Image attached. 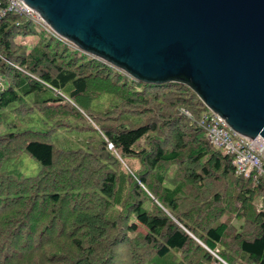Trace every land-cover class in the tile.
I'll return each instance as SVG.
<instances>
[{
  "label": "trees",
  "instance_id": "obj_1",
  "mask_svg": "<svg viewBox=\"0 0 264 264\" xmlns=\"http://www.w3.org/2000/svg\"><path fill=\"white\" fill-rule=\"evenodd\" d=\"M7 8L0 264H264V176L209 142L190 88L136 81ZM21 155L33 175L5 166Z\"/></svg>",
  "mask_w": 264,
  "mask_h": 264
},
{
  "label": "water",
  "instance_id": "obj_2",
  "mask_svg": "<svg viewBox=\"0 0 264 264\" xmlns=\"http://www.w3.org/2000/svg\"><path fill=\"white\" fill-rule=\"evenodd\" d=\"M58 37L147 84L180 83L264 137V0H20Z\"/></svg>",
  "mask_w": 264,
  "mask_h": 264
},
{
  "label": "built area",
  "instance_id": "obj_3",
  "mask_svg": "<svg viewBox=\"0 0 264 264\" xmlns=\"http://www.w3.org/2000/svg\"><path fill=\"white\" fill-rule=\"evenodd\" d=\"M7 1V10L24 14L36 23L48 27L34 11L20 0ZM200 124L206 130L209 142L219 148L223 154L232 156L237 174L254 180L259 176H264V137L256 136L252 140L244 138L232 131L223 118L210 110L203 113ZM223 264L226 263L223 262Z\"/></svg>",
  "mask_w": 264,
  "mask_h": 264
},
{
  "label": "rangeland",
  "instance_id": "obj_4",
  "mask_svg": "<svg viewBox=\"0 0 264 264\" xmlns=\"http://www.w3.org/2000/svg\"><path fill=\"white\" fill-rule=\"evenodd\" d=\"M34 40H35V37L34 36H27V37H24V38L19 37L17 39L18 42H23V43H26L28 45H32L33 42H34ZM3 126L4 125H1L0 126V132L5 131V128ZM21 156H22V161H17L16 159H12V160L7 161L5 163V166L8 169L17 170L19 173H21L24 176H26V175H33L36 172L37 168H38L37 161H35L31 157H28L27 155H24V156L21 155ZM131 161L133 163L132 166L135 169H137L139 167L138 162L136 160H131ZM17 162H19V164ZM17 165H19V166H17Z\"/></svg>",
  "mask_w": 264,
  "mask_h": 264
}]
</instances>
